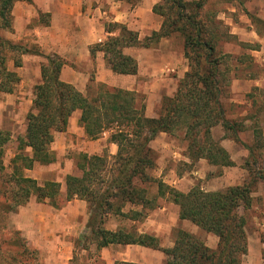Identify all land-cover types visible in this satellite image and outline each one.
I'll use <instances>...</instances> for the list:
<instances>
[{
    "label": "trees",
    "instance_id": "16d2710c",
    "mask_svg": "<svg viewBox=\"0 0 264 264\" xmlns=\"http://www.w3.org/2000/svg\"><path fill=\"white\" fill-rule=\"evenodd\" d=\"M16 1L0 0V76L6 72L12 78H17V75L7 71L3 51L7 48L17 50L21 46L6 38L2 31L13 30V7ZM204 7L205 0H164L154 6V11L164 17L159 31H154L140 41L136 31L114 23L110 29L119 28L120 33L91 47L92 53L97 50L104 52L113 71L136 74L138 62L133 56L124 53L125 47H149L174 32L184 37V55L190 60V69L179 80L175 94L163 96L155 117L146 115L145 104H138L134 91L96 81L93 76L87 84L86 93L78 90L60 76L65 60L58 55L45 56L42 79L36 85L33 105L27 116L26 134L19 138L18 145L21 151L31 147L33 155L16 154L13 159L14 170L8 173L9 181L17 187L12 197L14 207L23 205L32 194L38 199L57 204L61 183L49 180L41 185L35 178L24 175L17 161L22 160L23 167L28 169L35 162H52L54 158L50 146L55 131L66 130L69 118L79 110V122L87 135L96 138L108 131V141L118 146L112 161L104 155L83 153V160L79 163L82 175L66 176L67 200L79 197L91 204L96 203L88 227L91 226L92 232L98 237V248L110 244H139L166 253L168 257L165 264H241V256L248 251V235L247 217L240 212V208L248 209L253 201L247 185L235 184L214 191H204L199 185L188 192L170 189L174 193V201L180 206V218L188 219L204 231L218 235L217 248L208 246L200 237L184 229L177 231L173 247L163 248L154 234L123 228L110 230L95 224L104 221V215L114 207L115 197L127 194L131 202H141L132 186L138 176L142 179L152 178L147 175V170L155 165V151L150 143L159 132H171L179 121L187 120L190 123L187 135L191 138V147L197 157L193 161L204 157L223 165L234 164L226 149L216 147L212 139V127L219 123L234 132L237 129L235 122L223 116L220 103L223 91L219 79L221 55L217 50L220 38L217 33L207 29L206 24V21L212 23L217 19ZM171 13L174 17H170ZM206 32L210 38L204 37ZM37 54L42 55L41 52ZM5 89L11 90L10 87ZM10 139L9 131L0 129V156L4 155L5 144ZM14 237L9 236L2 242L15 245L17 255L25 259L24 264H43L35 250L30 252L22 243L23 239ZM15 258L14 255L12 259ZM116 264L138 263L123 261Z\"/></svg>",
    "mask_w": 264,
    "mask_h": 264
},
{
    "label": "rangeland",
    "instance_id": "374dc122",
    "mask_svg": "<svg viewBox=\"0 0 264 264\" xmlns=\"http://www.w3.org/2000/svg\"><path fill=\"white\" fill-rule=\"evenodd\" d=\"M212 8L213 5H210L209 9ZM170 17H174V15L171 13ZM43 19L45 20V16ZM218 21L220 20H214L212 23L206 21V24L208 25L207 29L217 33L220 38V41L217 42V50L221 55L219 79L223 91L220 95V103L223 116L227 120L235 122L237 132L219 123L217 125H221L222 128L217 133L215 132L217 125L212 127V139L216 147H224L223 138H231L236 143L244 142L247 149L245 160L243 159L238 165L234 161L233 165L209 161V164L215 168L208 170V165L201 161L204 157L193 161V158L197 157L193 151L194 148L191 147V138L187 135L190 123L187 120L179 121L171 132H159L160 134H157L155 140L150 143L155 151V165L147 170V175L152 178L142 179L138 176L133 180L132 187L135 188V193L139 194L138 199L143 201V204L131 202L127 194L123 197H115L114 207L104 215V221L102 223L95 222V224L110 230L123 228L154 234L163 248L173 247L177 231L184 229L194 233L208 245V242L210 243L212 240L208 241L206 235L214 233L204 231L199 226L197 232H193L191 228L194 223L188 219L186 222L181 219L174 225L176 218L173 217L178 211L176 207L180 209V206L174 201V193L170 189H177L174 185L183 186L185 183L189 187L186 188L187 192L197 185L204 191H214L208 188L216 179L217 181L221 179L222 185L219 186L221 187L219 189H226L236 183L247 185L251 190L252 205L246 210L240 208V212L245 213L247 217L248 249L249 237L257 234L260 240L258 244L264 257V211L260 212L259 209L254 208L259 203L264 206V60L260 61L257 53L252 54L248 46L231 38L226 25ZM12 31L6 29L2 31L6 38L17 43L21 48L17 50L7 48L3 51L6 55L7 71L16 73L17 78L9 77L6 72L0 76V129L7 130L11 134L10 141L4 147L5 153L0 156V243H2V245L0 244V264H24L25 262L21 255H17L15 245L2 242L9 236L23 239L22 243H25L30 252L35 250L43 264H104V260L101 259L102 247L98 248V237L92 232L91 226L88 227L89 221H92L90 217L96 203L91 204L83 199L86 202L89 215L83 228L76 224L75 219L62 220L59 213L60 209L68 205L70 201L66 199V176L68 174L81 176L83 173L79 167V163L83 160V153L104 155L107 160L112 161L116 153H112L114 148L110 145L112 142L108 141V131L99 134L96 138L87 134V137L81 135L79 129L76 132L68 133L66 135L68 145L62 155L59 153L54 137L50 146L54 160L48 164L35 162L32 168L28 169L23 167L22 160H18L17 166H20L24 175L35 178L41 185L49 180L58 181L61 183V188L57 204L49 200L38 199L35 194H32L23 205L13 206L12 197L17 191V187H15V183L9 181L10 174L8 173H12L14 170L13 159L16 154L33 155L31 147H26L23 151L19 150V138L26 134L27 116L33 105L36 85L42 79V64L46 62L45 56L49 54L41 52L42 55L40 54L41 56L37 59L39 62L29 60L31 62L27 65L28 58H25L27 56L25 54H37L40 50L34 42L14 41L10 38L13 36ZM204 37L210 38V35L206 32ZM171 41L172 47L177 49L180 54L184 45V37L180 34L173 37ZM182 53L184 55V49ZM183 57L185 62H177L178 65L175 68H172L170 59L167 60V63H159L157 68L160 70V75L163 73V77L157 80V83L152 81V77L144 76L145 82L142 81L135 90H132L135 92L138 104L148 101L149 94L147 93L155 94L156 90L153 89L158 85L161 90L171 93L163 96L175 94L179 80L190 69V60L185 55ZM18 62H20L19 65ZM186 67L188 70L184 72L183 76H180L181 71ZM93 68L91 67L90 71ZM91 75L94 76L93 73ZM236 77L253 80L256 78V80H254L255 82L248 80L243 84L241 91H234ZM5 87H10L11 90L8 91ZM162 98L156 96L151 98L156 103L153 106L156 112H158ZM71 121L74 123V118H71ZM74 124L77 127L81 125L79 119H76ZM56 132L62 131H55L54 136ZM201 136L198 138L202 139ZM60 137L58 134L57 139L59 140ZM224 148L231 157L227 148ZM227 178H230V181H227ZM235 178L239 179V182H234ZM174 181L178 184H174ZM101 184L99 185L101 186ZM4 207H7L6 210ZM55 212H58L59 216L52 214ZM156 221L164 223L163 226L159 227ZM172 221H174L173 224H171ZM96 226L93 225V227ZM216 237L219 243V236L216 235ZM63 240L65 242H62ZM217 245L212 248H217ZM115 247L119 248L114 246L107 250L108 256L116 255ZM53 250L57 254L64 253L65 258L59 257L56 260L51 257ZM47 253L50 256H46ZM164 254L167 258L168 255ZM246 254L241 256V264L245 262ZM14 255L16 258L12 259ZM119 261L121 260H116L114 264Z\"/></svg>",
    "mask_w": 264,
    "mask_h": 264
},
{
    "label": "crops",
    "instance_id": "0c3cea01",
    "mask_svg": "<svg viewBox=\"0 0 264 264\" xmlns=\"http://www.w3.org/2000/svg\"><path fill=\"white\" fill-rule=\"evenodd\" d=\"M163 1L31 0L29 2L18 0L13 7V36L10 38L14 41L23 40L26 43L30 41L34 42L40 52L62 57L65 60V64L61 70V78L73 84L82 92L86 91L92 73L96 81L104 82L114 87L135 90L142 81L145 82L146 76L152 77L154 83L162 79L163 73L160 75V70L157 68L159 63H167V60L170 59L172 68H175L179 61L183 63L185 60L182 53L184 45L179 54L177 49L173 48L171 44L172 38L180 35L179 32L162 37L149 47L142 45L125 47L124 53L133 56L138 62V72L136 74H121L113 71L111 64L105 58L104 52L97 50L95 53H92L91 47L104 42L109 36L120 33L119 28L110 29L114 23L125 25L129 29L136 31L140 41L150 36L154 31H159L162 28L164 17L154 11V6ZM210 5H213L212 9H209ZM204 8L206 11H210L217 20L222 21L226 25L228 33L231 34V38L248 46L252 54L257 53L260 61L264 60V0H205ZM42 16H45V20ZM243 48L245 47L243 46ZM25 55H27L25 58H28L26 61L27 65L31 62L29 60L35 62L41 56L40 54ZM239 65H241V62H239ZM91 67H94L92 71H90ZM187 70V67L184 68L180 76H183ZM142 76L145 77L143 78ZM235 80L234 91H241L246 81L250 80L253 82L256 78L253 80L250 78L236 77ZM153 90H156V93H147L149 94L147 96L148 101L146 100L144 103L146 115L150 117L157 116L155 107H153L156 103L151 98L154 96L160 98L164 94H171L169 91L166 93L161 90L159 85ZM80 115L81 112L76 110L70 117L67 129L62 132H56L57 148L61 155L64 154V149L68 145L66 141V135L68 133L76 132L79 129L81 131L80 134L87 137L84 127L81 125L77 127L74 124L75 120L80 118ZM71 118H74V123L71 121ZM221 128V125H217L216 130H214L217 133ZM58 134L61 136L59 140L57 139ZM238 142L236 143L231 138L222 139V144L229 151L231 160L237 165L243 161L247 154L245 143ZM110 145L114 148L112 149V153H116L118 148L117 144L111 143ZM201 161L208 165V170L215 168L209 164L208 159L202 158ZM199 176L202 177L203 175ZM227 181H230V178H227ZM234 182H239V179L235 178ZM174 184L178 183L174 181ZM220 185H222L221 179L219 181L216 179L208 189L217 190L221 188L219 187ZM174 186L184 192H187L189 188L185 183L183 186L179 184ZM254 208L259 209L260 212L264 211V206L261 203L254 206ZM176 210L178 211L176 216L174 215L173 217L174 219L176 218L174 225L181 220L179 207H176ZM52 214L56 216L58 212ZM59 215L64 221L75 219L76 224L82 228L88 221L89 216L86 202L77 197L72 201L70 200L68 205L61 208ZM183 220L185 222L187 221L186 219ZM156 224L160 227L164 223L161 224V222L156 221ZM198 228L194 224L191 229L193 232H197ZM206 236L208 237V241L209 239L212 240V242H208V246L214 247L217 245L218 239L215 234L208 233ZM258 241L260 240L257 234L249 237V249L243 264H264L262 249ZM62 242L65 241L63 240ZM114 246L119 247H115L116 255L112 257L108 256L107 250ZM102 250L101 259L104 260V264H114L116 260H121L119 262L128 261L138 264L166 263V256L162 250L139 244H110L102 247ZM46 256L50 255L47 253ZM65 256L64 253L57 254L54 250L51 255L56 260L59 257L65 258Z\"/></svg>",
    "mask_w": 264,
    "mask_h": 264
}]
</instances>
